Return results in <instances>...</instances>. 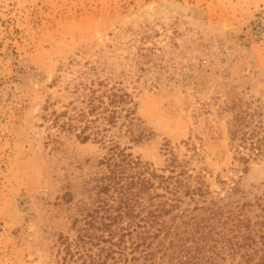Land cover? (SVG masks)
<instances>
[{
  "label": "rangeland",
  "instance_id": "1",
  "mask_svg": "<svg viewBox=\"0 0 264 264\" xmlns=\"http://www.w3.org/2000/svg\"><path fill=\"white\" fill-rule=\"evenodd\" d=\"M92 80L138 104L123 148L231 195L264 241V155L245 162L229 135L240 111L264 125V0H0V264H56L77 237L106 149L50 115Z\"/></svg>",
  "mask_w": 264,
  "mask_h": 264
},
{
  "label": "trees",
  "instance_id": "2",
  "mask_svg": "<svg viewBox=\"0 0 264 264\" xmlns=\"http://www.w3.org/2000/svg\"><path fill=\"white\" fill-rule=\"evenodd\" d=\"M74 94L50 115L52 125L106 149L105 171L93 180L92 207L76 239L59 238L56 264H264V254L256 259L264 241L252 235L244 207H233L231 195L217 202L205 181L193 187L185 172L159 175L121 146L133 134L138 108L122 83L82 82ZM258 116L240 111L229 129L247 163L264 155V125L251 127ZM187 198L192 209L184 208Z\"/></svg>",
  "mask_w": 264,
  "mask_h": 264
}]
</instances>
